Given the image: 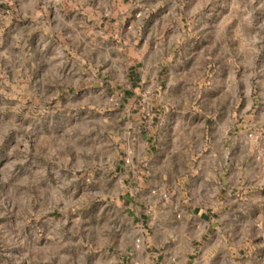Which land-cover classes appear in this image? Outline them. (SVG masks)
I'll use <instances>...</instances> for the list:
<instances>
[{
    "label": "clouds",
    "instance_id": "obj_1",
    "mask_svg": "<svg viewBox=\"0 0 264 264\" xmlns=\"http://www.w3.org/2000/svg\"><path fill=\"white\" fill-rule=\"evenodd\" d=\"M0 264H264V0H0Z\"/></svg>",
    "mask_w": 264,
    "mask_h": 264
},
{
    "label": "crops",
    "instance_id": "obj_2",
    "mask_svg": "<svg viewBox=\"0 0 264 264\" xmlns=\"http://www.w3.org/2000/svg\"><path fill=\"white\" fill-rule=\"evenodd\" d=\"M128 24H129V21L126 20V21H125V26H128Z\"/></svg>",
    "mask_w": 264,
    "mask_h": 264
},
{
    "label": "rangeland",
    "instance_id": "obj_3",
    "mask_svg": "<svg viewBox=\"0 0 264 264\" xmlns=\"http://www.w3.org/2000/svg\"><path fill=\"white\" fill-rule=\"evenodd\" d=\"M125 27H127V26H125Z\"/></svg>",
    "mask_w": 264,
    "mask_h": 264
}]
</instances>
